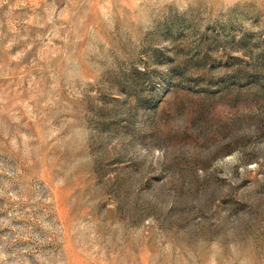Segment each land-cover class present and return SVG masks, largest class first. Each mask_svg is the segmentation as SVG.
Masks as SVG:
<instances>
[{"label": "rangeland", "instance_id": "obj_1", "mask_svg": "<svg viewBox=\"0 0 264 264\" xmlns=\"http://www.w3.org/2000/svg\"><path fill=\"white\" fill-rule=\"evenodd\" d=\"M0 264H264V0H0Z\"/></svg>", "mask_w": 264, "mask_h": 264}]
</instances>
